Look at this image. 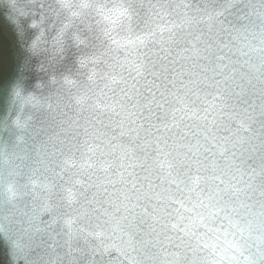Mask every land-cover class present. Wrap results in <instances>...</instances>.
<instances>
[{
    "label": "water",
    "instance_id": "95a60500",
    "mask_svg": "<svg viewBox=\"0 0 264 264\" xmlns=\"http://www.w3.org/2000/svg\"><path fill=\"white\" fill-rule=\"evenodd\" d=\"M0 264H264V0H0Z\"/></svg>",
    "mask_w": 264,
    "mask_h": 264
},
{
    "label": "clouds",
    "instance_id": "9594fccd",
    "mask_svg": "<svg viewBox=\"0 0 264 264\" xmlns=\"http://www.w3.org/2000/svg\"><path fill=\"white\" fill-rule=\"evenodd\" d=\"M72 6L71 5H69V8H71Z\"/></svg>",
    "mask_w": 264,
    "mask_h": 264
},
{
    "label": "snow or ice",
    "instance_id": "6c2138e0",
    "mask_svg": "<svg viewBox=\"0 0 264 264\" xmlns=\"http://www.w3.org/2000/svg\"><path fill=\"white\" fill-rule=\"evenodd\" d=\"M86 6V5H85Z\"/></svg>",
    "mask_w": 264,
    "mask_h": 264
}]
</instances>
